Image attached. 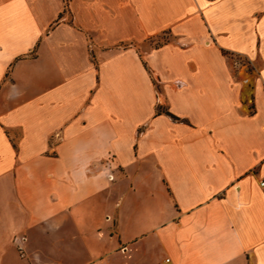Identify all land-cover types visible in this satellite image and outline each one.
Wrapping results in <instances>:
<instances>
[{
    "label": "crops",
    "instance_id": "obj_1",
    "mask_svg": "<svg viewBox=\"0 0 264 264\" xmlns=\"http://www.w3.org/2000/svg\"><path fill=\"white\" fill-rule=\"evenodd\" d=\"M263 180L264 0H0V264H264Z\"/></svg>",
    "mask_w": 264,
    "mask_h": 264
},
{
    "label": "rangeland",
    "instance_id": "obj_2",
    "mask_svg": "<svg viewBox=\"0 0 264 264\" xmlns=\"http://www.w3.org/2000/svg\"><path fill=\"white\" fill-rule=\"evenodd\" d=\"M169 40H170V36L163 34V35H160L157 38H155L149 42H146L144 45H142V48L148 49L150 47H158V46H161L162 44H164L165 42H167Z\"/></svg>",
    "mask_w": 264,
    "mask_h": 264
},
{
    "label": "built area",
    "instance_id": "obj_3",
    "mask_svg": "<svg viewBox=\"0 0 264 264\" xmlns=\"http://www.w3.org/2000/svg\"><path fill=\"white\" fill-rule=\"evenodd\" d=\"M261 186L264 188V180L261 182ZM124 250V249H123Z\"/></svg>",
    "mask_w": 264,
    "mask_h": 264
}]
</instances>
